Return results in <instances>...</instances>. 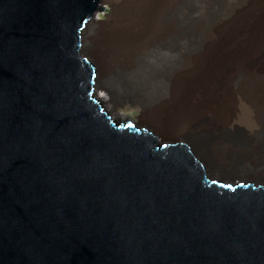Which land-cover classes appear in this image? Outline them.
I'll return each instance as SVG.
<instances>
[{
  "label": "water",
  "instance_id": "95a60500",
  "mask_svg": "<svg viewBox=\"0 0 264 264\" xmlns=\"http://www.w3.org/2000/svg\"><path fill=\"white\" fill-rule=\"evenodd\" d=\"M97 0H0V264H264V177L115 128L78 29Z\"/></svg>",
  "mask_w": 264,
  "mask_h": 264
},
{
  "label": "bare ground",
  "instance_id": "6f19581e",
  "mask_svg": "<svg viewBox=\"0 0 264 264\" xmlns=\"http://www.w3.org/2000/svg\"><path fill=\"white\" fill-rule=\"evenodd\" d=\"M77 34L108 123L146 130L156 150L182 144L194 160L264 177L253 151L264 133V0H97ZM118 98L141 105L140 124L116 118Z\"/></svg>",
  "mask_w": 264,
  "mask_h": 264
},
{
  "label": "rangeland",
  "instance_id": "374dc122",
  "mask_svg": "<svg viewBox=\"0 0 264 264\" xmlns=\"http://www.w3.org/2000/svg\"><path fill=\"white\" fill-rule=\"evenodd\" d=\"M109 12H110V7L103 5L100 10L96 11L94 18L97 21L105 20L106 15ZM115 112L117 113L116 115L117 119H120V120L132 119L135 123H139V119L142 114V108H141V105L137 102L125 101V100H121L118 98L116 105H115ZM230 135H232V137L235 138L234 140L240 139L238 132L230 134ZM180 139L182 138L179 137V139L177 140H180ZM253 151H254V154L255 153L259 154V157L263 159V162L261 163L262 164L261 167H264V133L263 134L261 133L255 137V141H253Z\"/></svg>",
  "mask_w": 264,
  "mask_h": 264
}]
</instances>
